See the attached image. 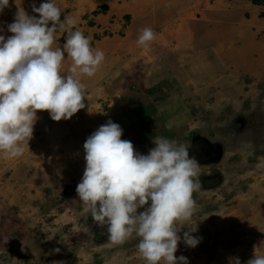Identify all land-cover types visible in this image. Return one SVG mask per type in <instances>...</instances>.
<instances>
[{"label":"rangeland","instance_id":"374dc122","mask_svg":"<svg viewBox=\"0 0 264 264\" xmlns=\"http://www.w3.org/2000/svg\"><path fill=\"white\" fill-rule=\"evenodd\" d=\"M127 1L131 0L120 4ZM42 2L9 0L0 14L5 37L11 35L7 24L19 9L32 16V5ZM53 2L61 9V20L72 18L71 30L86 37L84 27L93 24L89 19L106 15L111 4ZM194 4L183 9L186 16L199 18L202 12H211L205 22L217 20L216 29L227 41L234 31L228 33L224 21L240 17L237 24L244 23L246 29L235 34L240 40L234 38L227 45L233 51L230 57L217 54V48L178 50L174 36L139 47L142 17L112 13L106 24L115 26L114 33H106L118 38L109 45L124 51L118 55L117 68L102 80L82 78L85 108L69 120L55 122L46 111L37 112L22 156L7 158L0 153V239L8 240L0 244V264H146L137 252L139 238L133 235L123 244L111 243L107 226L92 221L75 191L85 168L83 144L109 120L122 128L121 139L131 141L142 154L154 147L153 138L162 136L187 144L200 165V189L193 193L197 207L190 220L176 224L181 243L175 256H185L189 264H229L234 257L246 264L254 249L264 255V0ZM151 28L156 37H164L152 20ZM67 35V30L57 31L53 47L63 48ZM71 63L65 52L62 75L71 74ZM195 227L192 235L201 242L188 248L183 233Z\"/></svg>","mask_w":264,"mask_h":264},{"label":"clouds","instance_id":"9594fccd","mask_svg":"<svg viewBox=\"0 0 264 264\" xmlns=\"http://www.w3.org/2000/svg\"><path fill=\"white\" fill-rule=\"evenodd\" d=\"M9 0H0V14ZM35 15L19 9L0 28V153L17 158L33 136L37 112H47L52 121L69 120L85 108L83 77H94L105 60L102 49L93 48L75 21L61 20V9L53 0H43ZM68 31L63 48L53 47L57 31ZM157 34L150 27L140 30L136 44L148 48ZM65 52L72 63L69 75L61 74ZM120 125L107 121L84 142L85 168L76 186L84 212L101 227L108 240L123 244L139 238L137 252L146 264H189L175 256L181 236L178 221H188L197 207L193 193L200 189V165L187 144L155 137L147 154L121 139ZM143 209L142 211H138ZM196 227L183 233V244L195 248L201 238ZM84 231H88L85 227ZM7 238L0 239L6 244ZM59 252V249H55ZM229 264H241L239 257ZM246 264H264V255L253 253Z\"/></svg>","mask_w":264,"mask_h":264},{"label":"crops","instance_id":"0c3cea01","mask_svg":"<svg viewBox=\"0 0 264 264\" xmlns=\"http://www.w3.org/2000/svg\"><path fill=\"white\" fill-rule=\"evenodd\" d=\"M120 1L121 0H108V2H110L111 4L110 8L107 11V14H99L91 18L89 17V20L93 21V24H88V26L84 27L85 31L88 33L87 38L90 41V45L93 48L102 49L105 53V60L103 64L98 69L96 75L90 78L92 82H95L97 79L102 80L104 77H108L109 70L113 71L118 66V55L124 54L123 50L119 51L117 47H112L113 45H109L110 42L118 38H108V33H106L108 31L113 32L112 29H114L115 27L112 26L109 22V24H106V20L107 18H109L108 16H110V14L112 13L118 12L120 14L122 13L123 15L133 14L135 19L142 17L141 22L144 25H139L141 28H145L146 25V27L151 28L152 20L155 26H157L158 28H162L158 35H162V37H164H156L157 42L160 44L164 41L167 42V37L170 38V36H174V40H176L177 42V46L175 47L178 50L196 49L195 51H197L201 48L204 52V50L207 48H217V54H225L229 57L233 51L231 49L228 50V48H226L227 45H231L232 39L234 38H239L240 40L241 37H238L235 34H240V30L244 32L246 29V26L243 25L244 23H240L239 25L237 24L240 20V17L231 19V17L228 16V18L230 17V19L227 20L226 18V21H224L225 27L228 28V33L232 31H234V33L231 34L232 36L229 35L227 41V37L225 35L222 36L223 32L221 31L222 33H220V30L216 29V27H219V23H217V20L213 19L209 22H205L204 19H206L207 15H209V13L211 12H202L199 18L193 15L195 17V20L198 19L199 22L198 27H195L193 23V16H186L187 13L184 12L183 9L185 7L189 9L191 8V6L195 7L196 4L194 3H196V0L194 1V3L191 2L192 0H131L129 2L127 1L124 6L120 4ZM185 1H187L188 3H184ZM197 8H200V6L197 5L196 9ZM152 10L154 11L151 15ZM149 16H151V19ZM141 22L139 21V23ZM216 31L218 32L216 33ZM242 44L245 43L242 42ZM241 47L243 48V50H246L247 48L246 45H241ZM260 57H263V53H261ZM239 59L241 62H245V57H240ZM256 62L260 63L261 60L257 59ZM107 63H110L112 65L110 68H114L108 69ZM121 67L122 66H119L118 69H120Z\"/></svg>","mask_w":264,"mask_h":264}]
</instances>
